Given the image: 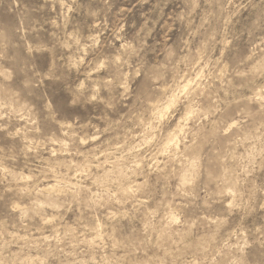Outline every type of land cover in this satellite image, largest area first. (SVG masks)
<instances>
[{
    "label": "clouds",
    "instance_id": "9594fccd",
    "mask_svg": "<svg viewBox=\"0 0 264 264\" xmlns=\"http://www.w3.org/2000/svg\"><path fill=\"white\" fill-rule=\"evenodd\" d=\"M0 264H264V0H0Z\"/></svg>",
    "mask_w": 264,
    "mask_h": 264
}]
</instances>
